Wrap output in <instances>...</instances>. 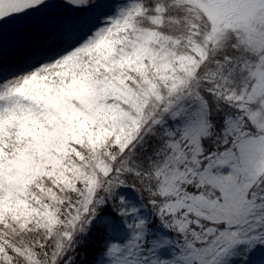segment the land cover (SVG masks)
<instances>
[{
	"label": "snow or ice",
	"instance_id": "1",
	"mask_svg": "<svg viewBox=\"0 0 264 264\" xmlns=\"http://www.w3.org/2000/svg\"><path fill=\"white\" fill-rule=\"evenodd\" d=\"M0 264H264V0H0Z\"/></svg>",
	"mask_w": 264,
	"mask_h": 264
}]
</instances>
